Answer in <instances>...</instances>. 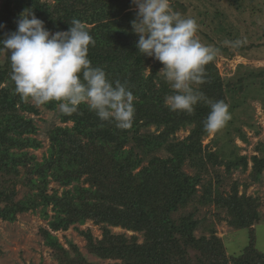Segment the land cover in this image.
Listing matches in <instances>:
<instances>
[{
	"label": "trees",
	"instance_id": "trees-1",
	"mask_svg": "<svg viewBox=\"0 0 264 264\" xmlns=\"http://www.w3.org/2000/svg\"><path fill=\"white\" fill-rule=\"evenodd\" d=\"M9 2L0 11V23L5 25L0 29V38L15 31V20L26 8H31L52 32L66 31L73 18L79 19L96 41L94 47L89 46L92 65L102 67L109 79L126 80L137 99L135 119L129 129L101 121L83 104L71 116L62 114L57 102L44 105L56 111L62 123L71 121L72 125H55L48 130L47 154L38 160L29 149H39L42 142L35 137L38 127L28 114H38L39 109L33 101L25 102L15 93L10 62L4 55L0 64V219L13 222L17 214L38 211L47 220V227L39 229L40 236L57 264H94L75 244L66 249L53 234L87 220L99 225L102 235L97 238L88 230L82 231L86 249L98 258L114 260L109 264H264V253L254 241L259 198L246 193L247 184L238 194L236 182L223 193L225 178L214 168L224 165L227 173L240 166L246 169L247 156L231 151L224 160L216 149L203 145L202 138L208 133L204 121L209 105L198 103L191 115L165 106V96L172 90L158 73L160 62L137 53L138 37L131 32L130 22L135 18L131 0ZM250 2L249 8L264 18V0ZM228 3L235 10H243L241 0ZM170 4L185 16L184 4ZM213 19L219 21L216 33L229 42L242 41L237 36L239 30L225 24L224 12L216 11ZM201 30V41L219 48L228 58L264 46V42H242L232 48L231 44L217 41L211 32ZM262 31L264 36V27ZM215 60L205 66L206 82L199 85L211 101L223 100L230 111L239 104L232 93L258 96L251 88L264 82V69L248 74L237 71L230 80L219 73ZM245 96H241L243 101ZM150 125L154 126L152 132L140 131ZM186 128L188 135L176 140V131ZM128 144L132 146L127 148ZM162 147L168 156L158 155ZM250 159V178L256 181L264 170V156L254 154ZM186 162L197 169L194 175L183 171ZM203 173L211 174L205 183ZM51 182L58 184L61 191L53 187L49 190ZM18 184L26 191L17 199ZM199 184L203 189L200 197ZM192 203L213 206L217 216L224 212L223 218L232 228L249 230L250 243L239 254L227 255L215 231L208 237H195L199 221L194 212L184 215L180 211ZM115 227L140 233L142 240L134 233H116L112 230ZM190 249L194 255L189 254Z\"/></svg>",
	"mask_w": 264,
	"mask_h": 264
},
{
	"label": "clouds",
	"instance_id": "clouds-1",
	"mask_svg": "<svg viewBox=\"0 0 264 264\" xmlns=\"http://www.w3.org/2000/svg\"><path fill=\"white\" fill-rule=\"evenodd\" d=\"M135 18L131 32L138 39L137 53L160 62V77L170 86L165 106L189 115L198 103L209 105L204 129L215 133L231 119L229 105L211 101L199 89L206 82L205 66L213 62L219 48L201 41L195 18L173 10L170 0H131ZM16 29L0 38V54L7 56L14 91L36 106L57 102L62 114L73 115L80 106L119 129L131 128L136 97L128 82L109 79L102 67L88 58L95 39L79 19L73 18L66 31L52 32L31 8L18 14ZM5 25L0 23V29ZM238 47L242 41H226Z\"/></svg>",
	"mask_w": 264,
	"mask_h": 264
},
{
	"label": "rangeland",
	"instance_id": "rangeland-1",
	"mask_svg": "<svg viewBox=\"0 0 264 264\" xmlns=\"http://www.w3.org/2000/svg\"><path fill=\"white\" fill-rule=\"evenodd\" d=\"M7 0H0V11ZM13 0H10L11 3ZM53 3L54 0H41ZM175 1L181 2L186 6L185 16L193 17L197 20L199 28L207 32H211L212 36L217 41L226 42L228 38L215 32V27L219 22L213 19L216 11L224 12L225 24L230 28L239 30L242 42H264L262 28L264 27V18H259V13L250 9V0H241L243 10H235L234 6L229 5V0H170V3ZM257 1V0H256ZM259 2L261 0H258ZM201 30V31H202ZM199 31V30H198ZM201 33V32H200ZM199 33H197L198 35ZM236 36V35H234ZM228 44V43H225ZM263 45V44H262ZM233 48V46H232ZM4 61V54L0 55V64ZM215 65L219 73L225 78L230 79L236 74L237 71H242L248 74V71H260L264 69V46L253 48L246 52L245 55H234L228 58L219 52L216 56ZM245 67V68H244ZM2 85H5L2 84ZM255 96L246 97L244 93H232L231 95L236 98L239 104L234 110H230L231 119L227 122L226 126L218 132H208L203 138V145L208 144L209 148L219 153L220 158L227 160L231 154L245 155L248 158L246 169L241 166L237 169H231L226 172L224 165H216L214 168L220 173V176L225 178L221 185L223 193L230 191L232 183L236 182L238 187V194L244 190L248 195L256 196L259 198L261 205L258 207L259 221L254 226V241L256 247L264 253V170L260 174L258 180L250 178L252 169V161L250 157L254 154L264 156V82H257L251 88ZM247 94V93H246ZM244 97V101L241 96ZM39 109L38 114H28L33 117L37 125V133L35 137L42 142V147L33 150L38 160H41L43 155L47 154L49 146L48 130L55 125H72L71 121L62 123L57 116V112L48 110L43 106H37ZM154 130V126L142 128L140 131ZM189 131L180 129L176 131L175 139L181 140L187 136ZM169 139H173L170 138ZM132 146L128 144L126 147ZM258 147V148H257ZM158 151V155L166 157L169 152L162 147ZM146 163V161L144 162ZM183 171L188 175H194L197 171L196 168L190 167L186 162L183 165ZM214 174V173H213ZM211 178V174L203 173L202 182L205 183ZM214 178V177H212ZM49 190L53 187L59 189L58 184L51 182ZM197 194L200 197L203 194L202 185H198ZM18 194L16 198L22 197L26 191V187L18 184ZM62 188L59 190L61 191ZM59 191V192H60ZM181 214H189L194 212V216L199 221V225L195 229V237H208L212 231H215L217 237L222 242L227 255H236L250 243V232L247 228L234 229L223 218L224 212L220 216L214 215L215 208L211 205L200 206L192 203L181 209ZM48 213L53 212L48 207ZM47 220L43 219L39 212H25L17 214L16 220L13 222L0 219V264H57L55 258L52 257L51 250L46 246L40 236V227H47ZM90 231L94 237L100 238L102 230L99 225L94 224L91 220H87L84 224L77 226H70L67 230L53 232L59 242L69 249L71 244H75L80 252L94 264H109L114 260L101 259L93 255L86 249V238L82 231ZM116 233H126L128 236L134 232L124 230L120 227L112 228ZM138 236L139 241L142 240L140 233H134ZM71 241L72 243H70ZM191 250V249H190ZM189 254L194 255V251Z\"/></svg>",
	"mask_w": 264,
	"mask_h": 264
}]
</instances>
